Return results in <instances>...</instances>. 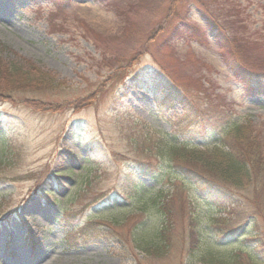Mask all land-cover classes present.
<instances>
[{"label":"rangeland","instance_id":"374dc122","mask_svg":"<svg viewBox=\"0 0 264 264\" xmlns=\"http://www.w3.org/2000/svg\"><path fill=\"white\" fill-rule=\"evenodd\" d=\"M217 26L259 46L242 53L247 73L223 60ZM0 64L45 84L0 92V264H200L190 262L193 216L204 247L224 256L264 241V198L255 226L242 219L256 208L252 188L229 217L173 178L185 191L169 207L166 250H135L131 181L161 187L134 169L148 157L127 143L203 149L232 120L249 124L264 156V83L250 76L264 64V0H0Z\"/></svg>","mask_w":264,"mask_h":264},{"label":"trees","instance_id":"16d2710c","mask_svg":"<svg viewBox=\"0 0 264 264\" xmlns=\"http://www.w3.org/2000/svg\"><path fill=\"white\" fill-rule=\"evenodd\" d=\"M208 25L211 28L215 27L211 23ZM215 30L223 60L236 71L242 74L247 73L246 65L240 62L242 53L249 50L259 51V46L252 44L254 48L248 43H239L237 39L225 38L218 26ZM226 44L230 46L229 49L226 48ZM258 67L263 69L264 64L257 65L254 72L250 71V76L251 78L257 76L264 83V73L261 70L258 73ZM29 71H23L15 65L6 68L0 64V92L12 95L25 91H38L44 81L40 77L34 76V71L29 75ZM3 76L7 78H3ZM171 95L177 101L185 102L183 96L177 98V96ZM9 99L12 106H22L11 98ZM27 107L38 110L37 107L31 105L25 108ZM209 131L215 133L213 134L214 141L210 146L203 149L186 144L175 145L163 137L156 140L149 149V136H145V139L140 140V142L139 139H127L130 146L136 147V151H141L148 157L146 161H135L133 163L134 169H137L140 176L155 179L161 187H146L137 182V179H135V183L131 181L134 194L131 199H128V205H131H129L130 209L128 210L133 211L140 220L132 231V242L134 249L138 252H143L149 256L152 253L161 254L166 250L165 242L168 239V233L173 228L171 222L173 212L169 207L175 198L181 199V195L183 196L185 191L182 187L179 188L173 184L171 181L173 178L183 181L185 186L192 188L202 198H205L209 207L223 209L229 217L235 215L234 202L236 197L239 198L236 196L237 192L252 188L254 200L247 199L248 203L246 202V204L256 208L248 209L249 212L244 214L242 219L249 223L247 229H251L250 225L252 224L253 227L259 221L258 218L261 214L257 207L261 206L256 203V200L264 198L261 193L264 191V156L260 143L253 136L248 123L243 124L231 120L217 133L215 130ZM113 157H117V155H113ZM104 162L105 166L110 163L108 159H105ZM134 174H136L135 171L131 170L129 178H133ZM165 184L169 186L167 189L163 188ZM234 192L236 193L233 194ZM43 194L44 197L50 195L47 191ZM96 203L97 198H93L82 207V210H88ZM193 217L197 226L190 237V247L194 248L190 262L200 264H264V241L258 234L253 237L254 247L246 252V257L240 253L224 256V254L213 252V250L204 247L198 228V217ZM148 220L149 222H146ZM90 224H93L92 221L85 222V228L89 231L92 230ZM112 230L116 232L114 229ZM255 230L257 231L256 227ZM68 235L71 236L72 233L70 232ZM93 236L97 238V235ZM253 252H257V255Z\"/></svg>","mask_w":264,"mask_h":264}]
</instances>
